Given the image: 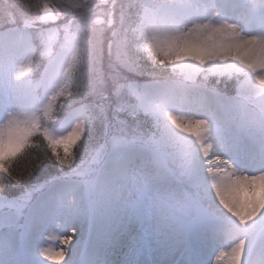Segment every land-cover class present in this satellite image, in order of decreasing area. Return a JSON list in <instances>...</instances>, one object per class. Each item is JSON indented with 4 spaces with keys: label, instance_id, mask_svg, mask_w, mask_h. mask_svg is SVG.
<instances>
[{
    "label": "snow or ice",
    "instance_id": "snow-or-ice-1",
    "mask_svg": "<svg viewBox=\"0 0 264 264\" xmlns=\"http://www.w3.org/2000/svg\"><path fill=\"white\" fill-rule=\"evenodd\" d=\"M0 264H264V0H0Z\"/></svg>",
    "mask_w": 264,
    "mask_h": 264
},
{
    "label": "trees",
    "instance_id": "trees-1",
    "mask_svg": "<svg viewBox=\"0 0 264 264\" xmlns=\"http://www.w3.org/2000/svg\"><path fill=\"white\" fill-rule=\"evenodd\" d=\"M26 2L32 3V4H37V3H41L42 0H26ZM50 3H63L65 2V0H49ZM93 2L99 3L100 0H93ZM120 2H123V0H120ZM117 15H118V10H117ZM44 64V61L41 59V57L39 56V53L37 54V58H36V65L38 68H40L42 70V65ZM138 80H144L146 79L145 77H139L137 78ZM213 81H215V78H212ZM219 90H221L222 92H225L229 95H234L235 94V81L234 80H228L226 78L221 79V82L218 85ZM147 126H149L148 124L145 125V128H147ZM24 168V165L21 164L17 167V172H22ZM43 177H41L39 175L38 172L33 174V177L27 179L24 184L16 186L14 188H12L11 194L12 195H19L22 188L25 187V185H31L33 183H35L37 180H42Z\"/></svg>",
    "mask_w": 264,
    "mask_h": 264
},
{
    "label": "bare ground",
    "instance_id": "bare-ground-1",
    "mask_svg": "<svg viewBox=\"0 0 264 264\" xmlns=\"http://www.w3.org/2000/svg\"><path fill=\"white\" fill-rule=\"evenodd\" d=\"M78 235H79V233H75V234L72 235V242L77 239ZM64 247H68V246H64Z\"/></svg>",
    "mask_w": 264,
    "mask_h": 264
},
{
    "label": "rangeland",
    "instance_id": "rangeland-1",
    "mask_svg": "<svg viewBox=\"0 0 264 264\" xmlns=\"http://www.w3.org/2000/svg\"><path fill=\"white\" fill-rule=\"evenodd\" d=\"M213 78H215V77H213ZM216 79V78H215ZM140 81V80H139ZM149 126H147V128L148 127H150V123L148 124ZM76 241V240H75ZM75 241H73V243H75ZM68 247H70V245L68 246Z\"/></svg>",
    "mask_w": 264,
    "mask_h": 264
}]
</instances>
